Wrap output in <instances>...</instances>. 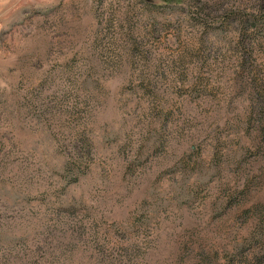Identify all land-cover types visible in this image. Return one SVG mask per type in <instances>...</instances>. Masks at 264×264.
Here are the masks:
<instances>
[{
  "label": "rangeland",
  "instance_id": "374dc122",
  "mask_svg": "<svg viewBox=\"0 0 264 264\" xmlns=\"http://www.w3.org/2000/svg\"><path fill=\"white\" fill-rule=\"evenodd\" d=\"M262 20L0 0V264L235 262L264 204Z\"/></svg>",
  "mask_w": 264,
  "mask_h": 264
},
{
  "label": "trees",
  "instance_id": "16d2710c",
  "mask_svg": "<svg viewBox=\"0 0 264 264\" xmlns=\"http://www.w3.org/2000/svg\"><path fill=\"white\" fill-rule=\"evenodd\" d=\"M238 12V11H237ZM264 26V20H262ZM253 208V209H250ZM251 214L247 221H251L252 229L232 247L231 257H237L235 264H264V204L262 207H250ZM245 213V211H244Z\"/></svg>",
  "mask_w": 264,
  "mask_h": 264
}]
</instances>
